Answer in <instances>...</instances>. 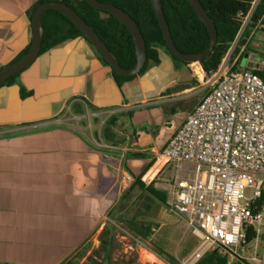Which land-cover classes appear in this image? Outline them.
<instances>
[{"label": "crops", "instance_id": "crops-1", "mask_svg": "<svg viewBox=\"0 0 264 264\" xmlns=\"http://www.w3.org/2000/svg\"><path fill=\"white\" fill-rule=\"evenodd\" d=\"M38 1L0 0V69L31 46ZM160 54L120 87L100 53L77 38L0 88V264H66L102 232L127 177L147 168L149 184L162 169L156 154L205 91L188 64ZM194 173L184 164L178 176Z\"/></svg>", "mask_w": 264, "mask_h": 264}, {"label": "built area", "instance_id": "built-area-1", "mask_svg": "<svg viewBox=\"0 0 264 264\" xmlns=\"http://www.w3.org/2000/svg\"><path fill=\"white\" fill-rule=\"evenodd\" d=\"M261 1L252 2L241 32L253 26ZM253 27L264 30V14ZM231 49L217 71L188 64L205 96L156 154L164 164L152 183L168 209L229 264H264V78L251 54L246 68L234 70ZM184 164L195 166L193 179L179 178Z\"/></svg>", "mask_w": 264, "mask_h": 264}, {"label": "trees", "instance_id": "trees-1", "mask_svg": "<svg viewBox=\"0 0 264 264\" xmlns=\"http://www.w3.org/2000/svg\"><path fill=\"white\" fill-rule=\"evenodd\" d=\"M100 3L111 4L127 12L139 25L140 30L147 46V63L141 73L133 77H125L113 73V77L118 84L132 82L137 77L144 74L151 65L159 64L161 61L160 50H164L174 61L187 65L174 57L166 47L164 35L159 21L155 14L151 0H98ZM255 0H200L206 9L209 17L214 22L218 40L211 56L201 63L207 72L217 71L222 65L224 57L236 43L241 33L246 16L251 10L252 2ZM49 2L48 0H39L31 13L33 17L36 8ZM73 8L85 22L94 27L100 38L108 46L112 54L117 58L123 69H131L137 62L135 45L133 38L127 27L123 25L113 15L93 9L87 0H61ZM163 10L166 20L170 27L171 36L177 49L187 55L199 54L207 49L210 43L208 29L202 23L188 0H162ZM264 14V0L260 2L252 17V25L256 24ZM44 27L43 42L40 55L50 49L77 38H82L89 42L83 33L64 15L57 11H48L42 17ZM239 47L247 44V39L241 35L238 41ZM30 47L18 57V61L29 51ZM99 53V52H98ZM103 58V57H102ZM103 61L109 65L103 58ZM1 71V69H0ZM264 78V71H256ZM20 74L11 77L3 86L13 82ZM2 86V87H3ZM108 126L111 121H108ZM147 168L138 176H134V183L130 186L128 192L138 188L142 193L158 200L166 205L167 197L162 191L155 188L154 183L147 184L143 181V176ZM126 195L122 197V200ZM142 217L135 214L126 219L125 222L130 230L136 235L147 239L153 233V226ZM195 264H229L228 258L219 253L217 249L207 252ZM241 264V263H235Z\"/></svg>", "mask_w": 264, "mask_h": 264}, {"label": "rangeland", "instance_id": "rangeland-1", "mask_svg": "<svg viewBox=\"0 0 264 264\" xmlns=\"http://www.w3.org/2000/svg\"><path fill=\"white\" fill-rule=\"evenodd\" d=\"M253 33L251 25L240 33L239 39L241 35L247 39L242 55L238 42L233 45L229 62L233 64L238 59L234 70L246 68L250 54L256 59V71L264 70V30L251 37ZM80 124L87 126L86 122ZM125 195L110 213L102 232L94 233L66 264H195L214 249L196 237L186 220L173 214L167 205L138 188ZM135 214L153 226L149 238L136 235L127 226L125 220Z\"/></svg>", "mask_w": 264, "mask_h": 264}, {"label": "water", "instance_id": "water-1", "mask_svg": "<svg viewBox=\"0 0 264 264\" xmlns=\"http://www.w3.org/2000/svg\"><path fill=\"white\" fill-rule=\"evenodd\" d=\"M151 1L164 35L166 47L174 57L186 64H192L202 63L204 59H207L211 56L218 40V33L214 22L209 17L200 0L188 1L195 11L198 19L202 23H204V25L208 29L210 35V43L205 51L193 55L183 54L175 46L171 36L170 27L163 10L162 0ZM87 2L93 9L104 11L113 15L119 20V22L127 27L135 45L137 62L134 67H132L131 69H123L120 66L117 58L112 54L108 46L100 38L94 27L88 25L73 8L61 1H49L39 5L34 11L31 21L32 43L29 51L18 61L1 69L0 88L11 77L17 74H21L29 67H31L39 58L42 49L44 31L42 17L48 11H57L67 17L77 27V29L83 33L89 43L100 53L104 60L109 64L113 72H116L117 74L125 77H133L139 75L147 63V46L139 25L127 12H125L121 8H118L111 4L100 3L98 0H87Z\"/></svg>", "mask_w": 264, "mask_h": 264}, {"label": "snow or ice", "instance_id": "snow-or-ice-1", "mask_svg": "<svg viewBox=\"0 0 264 264\" xmlns=\"http://www.w3.org/2000/svg\"><path fill=\"white\" fill-rule=\"evenodd\" d=\"M229 239H231V237H229Z\"/></svg>", "mask_w": 264, "mask_h": 264}, {"label": "bare ground", "instance_id": "bare-ground-1", "mask_svg": "<svg viewBox=\"0 0 264 264\" xmlns=\"http://www.w3.org/2000/svg\"><path fill=\"white\" fill-rule=\"evenodd\" d=\"M153 259V258H152Z\"/></svg>", "mask_w": 264, "mask_h": 264}]
</instances>
